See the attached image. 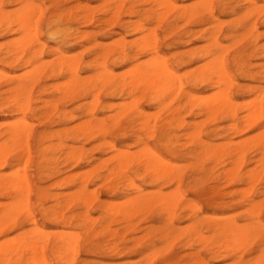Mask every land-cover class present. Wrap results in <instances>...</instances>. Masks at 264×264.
Returning a JSON list of instances; mask_svg holds the SVG:
<instances>
[{
  "label": "rangeland",
  "instance_id": "rangeland-1",
  "mask_svg": "<svg viewBox=\"0 0 264 264\" xmlns=\"http://www.w3.org/2000/svg\"><path fill=\"white\" fill-rule=\"evenodd\" d=\"M119 1L121 0H0V18L2 17L0 20V78L4 77L0 79V132L3 133L12 127L13 122H20V120L24 119L28 127V124H30L29 128L32 133L29 141L31 152V156H28L29 160L25 157L27 156V152L24 147L19 148L16 147V145L13 146L14 144L10 142L8 137H3L0 140V145L5 144L3 156L4 154H8L6 156L8 160L15 158V162H13L14 166L12 168L5 167L3 170H0V174H9L13 171V168L18 167L17 171L20 175L24 173L29 177L33 187L31 208L34 219L39 226L45 228L46 232L55 233L62 229L52 221L54 212L59 210L58 208H54L56 198L54 201L52 196L58 195L62 197L77 192V189L80 190V181L72 184L67 182L66 179L68 177L76 179L80 176L79 174L83 175L86 171L89 172V169H91L90 182L85 191V195L88 197L90 196L92 199L97 198L98 201H94L88 209L82 208L76 212L89 217L88 227L92 232L88 233L91 235L100 230L102 226H107L111 230L115 229L113 231H117L118 235L122 234V236L116 239H111L106 236V234L92 236V238H94H91L92 243L97 245L95 251L88 253L79 250L78 256L72 264H145V262H147L146 264H176V262H178L177 264H195L197 261H201L203 264H234L236 261H239V259L243 264H254L260 258H264V236L250 237L242 244L243 246L240 244L239 247L237 243V247L232 242L233 240L228 243L224 242V234L218 236L213 231H207L204 227H198L197 232L203 235L206 241H201L199 243H193L192 241L191 247L184 246L189 239H196L192 228L194 219L190 218V215L192 216L194 212L190 210V208L187 209L186 212H183L187 204L191 205V209H200L199 212H195L197 219H206L209 217L223 225L233 224L232 222H234L237 225L240 224L239 226H245L250 223H260V225L263 224L262 226H264V211L260 213L259 219L252 220L247 217V215L243 213L245 211L244 200L250 194L246 193L251 187L245 184L229 182L227 178L220 175L224 170L226 171L229 170L228 168L230 167H236V165L233 164L234 159H230L222 164V160L210 159L208 156L200 155L194 158L190 152L199 153L200 147L194 144V141H190V139L188 140L186 137L181 136L184 134H198V138L207 145V149L222 146L228 142L238 143L237 141H243L253 136L255 137V134L261 135L264 129V117L261 128H253L241 134L238 131L243 125L239 122H231L229 119L224 118L222 114L207 118V116L199 114L196 108H185V112L183 110L181 111V118L185 121V125L192 126V129L187 132L186 126L182 127V129L177 128L171 131L172 137H180L179 144L181 146L179 144L178 146L176 145L173 159L174 163H176L177 170L183 175L182 184L178 185L175 182L163 188H158L147 182L142 184L140 181L138 182V180H135L137 184H141L140 186L143 192L157 193V191L160 190L162 194L168 192L165 195L170 197L172 193L176 192V195L173 194L174 198H171L173 202L177 201V196L178 200L179 197H181L178 205V213L172 219L173 235L171 234L172 236L170 235L166 241H161L159 238L170 233L167 217L163 218L157 214L158 210L144 217L139 216L132 219L131 225H134L136 228L134 234L132 233L133 229L131 231L130 229L123 230L122 227L125 225L123 221V224L121 223L120 217H112L111 213L105 214L100 211L97 206L101 204L107 207L111 206L112 212L118 210L124 205L125 199L134 196V193L132 190V192L126 190L125 192L128 194L126 196H124L121 191L117 193H107L103 183L98 180V176L107 175V170L111 169L115 164L114 161L111 160L113 152L109 149L110 144L115 145L119 149H126L130 152V155H134L133 153L136 155L142 148L137 147L135 144L137 137L142 138L150 145H156L160 141L159 128L154 138L149 139L146 131L142 129L139 124L131 125L127 123L130 119L134 118L137 107L144 111L145 114L147 113L146 116L151 123L155 117L163 118L169 110L174 109V107L176 108L179 104H183V100L178 96L177 90H174L177 92L175 94L176 96L171 95L174 99H172L171 102L169 101L170 103L167 101L169 104L165 101L166 107L162 110L152 106L149 100H140L137 103L134 100L135 105H133V99L129 96L121 97L113 95L114 91H116V84L123 78L126 80V83H128V76H125V71L130 68L131 58L136 52L132 44L141 37V35L135 31L137 26L143 25V28L145 27L144 29L147 31L146 34L151 33V28H154L156 37L159 40L158 47L161 54L168 59L171 67L177 70L181 76L185 75V73L196 71L207 62L200 61L196 55L189 57L187 52L192 50L195 51L196 49L201 51L204 47L210 46L213 40L216 39L217 42H219L217 46L209 49H215L216 53L222 56L224 67L227 74L231 77L233 85L231 88V90H233L231 91V97L234 99L235 103L238 102L236 103L237 112L239 117H242L245 115L243 110L248 104L255 101L258 97L259 100L257 99L256 102L261 101L264 97V12L257 16L258 13L253 10L255 8H252L253 5H251V3L249 4V0H172L177 6L180 5L178 7L185 8L188 11L193 7L199 13V19L197 23L195 21L192 24H185L183 20L177 21L176 27L178 29L166 36L163 30L165 31L167 25L175 20V12L169 11V14L166 15L165 8L163 11L154 0H122L125 9L133 7L135 9L134 11L140 13L144 11L154 12L155 14L160 13L162 22L158 18L141 21L136 15H122L119 22L113 23L110 21L111 23H109L108 20H110L111 17L108 13H105V10L114 8L120 3ZM252 1L257 6L256 8H261L264 5V0ZM207 3H210V5ZM32 4L33 9L31 7ZM76 4L78 6H90L92 22L84 24V20L80 18L82 17V13H79L81 21L79 20L77 22V20H75L74 16L77 14L75 10V6L77 7ZM37 8H40L39 11L41 10L40 13L38 12L39 14L36 13L38 10ZM32 12L33 16L30 14ZM27 13H29L32 18H26L27 15H29ZM23 17H25V22H23V24L28 22V26L25 25L28 28H25L23 24L22 27L19 23L21 20H24ZM6 18H9L10 22L9 19L6 21ZM80 22L81 24H79ZM140 22L142 24H138ZM30 25H33L30 28V32L32 35L36 34L37 39L29 43L26 41V35L29 33L28 35L32 36L30 32H28ZM33 27H35V30ZM75 28H78L79 32L88 34L86 41L84 39H74V37H71L68 38L69 40L66 44L59 45L58 42L61 41L63 33L68 29L73 30ZM26 29L28 33L23 34ZM31 29L34 30V32ZM28 35L27 38L29 37ZM122 37L127 44V57L124 62L119 60L122 58V52L119 48ZM21 38L23 41L25 40V44ZM26 43H29V45ZM55 48L60 49L64 56H77L81 59L83 67L80 69L79 77H90L92 82V84L90 83L89 85V91L92 92L89 96L81 95L72 102L71 98L63 97L62 99L63 95L61 92H64L65 89L67 90L65 85H68L69 82L67 81H69L70 78L65 74H61L59 77L58 75H56L57 77L55 75L52 76L53 70L58 67V61L61 58V54L57 53ZM20 49L23 50L21 51ZM83 49L84 51L85 49L89 50L84 53L82 52ZM33 51L38 53L35 55ZM80 53L83 54L80 55ZM33 56L35 58H33ZM102 58H104V61ZM146 59L147 57L140 56L139 62ZM25 62L30 63L25 64ZM86 64H91L92 69L88 70L85 68L84 65ZM34 65L35 67H33ZM103 66L107 71H113L116 75V78L112 82L101 83L102 81L100 79L103 76V73H101L104 70ZM35 68L39 69L35 70ZM34 71L36 74L33 73ZM37 72L40 73L38 74ZM189 75H187V77ZM191 76V79H193V75ZM98 78L101 82L98 81ZM32 80H37L36 83H34L35 85L32 83ZM188 80L190 81V78ZM100 83L104 85L101 86L99 85ZM22 85L26 86V91L22 92L20 90V86ZM92 85L95 86L94 90H92ZM188 86L189 91H191L193 95L202 97V99L211 97L214 92L206 87H193L191 84ZM97 90L100 91L98 92ZM94 94H96L94 97L97 98V105L94 110L96 120L99 121L107 118V135L104 139L95 136L90 140H79L78 143H72L69 136L67 137V135L64 134V136L61 135L60 140L55 137L48 138L44 145L50 146L51 149L45 154L46 158H48V160L52 157L57 159L55 162L43 161L44 155H42V147L39 144V138L42 135H50L56 131L69 129L87 120V117L80 115L81 109L78 106L83 105L85 107L88 105L87 107H90L93 99L91 97H93ZM171 97L169 96V98ZM23 100L28 103L30 107L29 111H21L25 103ZM132 105L134 107H132ZM54 107L58 109L57 113L53 112ZM119 110H121V112ZM119 112H124V115H121ZM153 112L159 113L155 116ZM117 113L121 115L118 118L117 116L119 115ZM62 115H64L65 119L63 117L62 119L59 118V116ZM69 117H73V119L68 121ZM115 118L121 120L118 131H113L111 128L114 124L113 119L115 120ZM202 120L206 121L202 123ZM193 122L195 124H193ZM9 124L12 125L10 126ZM236 124L238 131L229 127ZM257 136L255 142H252L251 149L247 150V159H249L254 148L257 147L256 145L263 142L262 138L260 142H257ZM104 142L107 145L106 147L105 145L102 146ZM58 145L62 148H59ZM72 146L78 147L81 150V154L84 158L82 163L80 162L75 165L68 160H64L63 153L69 152ZM158 146L161 148V151L165 153V149L162 147L163 142H159ZM10 162L11 161H9V163ZM263 163H254L251 165L247 163L243 169V171L254 169L257 174L259 173V183L257 182L254 187L258 189L259 192L264 191V169H261L262 171L259 169V167L261 168V166H263ZM110 180L112 184H116V182L112 181V178ZM57 182H59V185H55ZM176 184L177 187L175 186ZM37 189H42L43 193L38 194ZM0 202L7 201L0 198ZM254 202L264 203V195L261 194L255 197ZM109 203H111V205ZM68 209L69 207L63 212L67 214L66 210ZM176 218L178 220H175ZM34 219L27 222L28 219L23 213L18 215L16 221L18 226L24 227L25 230H30L34 227ZM113 221L117 222L114 223ZM148 228H150L148 231L150 235L147 232ZM66 231L67 233L73 232L80 235L84 233L81 229L75 230L74 227H69ZM18 233L19 231L11 232L0 237V243H3L2 240L5 242L7 240L6 237L14 238ZM143 236L146 238H143ZM134 240H137L138 243ZM106 242L111 243L109 247L113 246V244L117 247V255L107 249L102 250L103 252L98 249L99 247H103L102 245L107 244ZM219 243L223 246V249L220 253L221 258L217 259V255L211 253V250L214 244ZM135 245H138L137 248ZM151 246L153 249H151ZM234 246L238 248L236 251L234 250L236 248ZM118 248L120 249L118 250ZM227 248L229 249L228 251ZM232 250L234 252H232ZM47 254L48 257L51 256L50 251H48ZM258 264H264V262Z\"/></svg>",
  "mask_w": 264,
  "mask_h": 264
},
{
  "label": "bare ground",
  "instance_id": "bare-ground-1",
  "mask_svg": "<svg viewBox=\"0 0 264 264\" xmlns=\"http://www.w3.org/2000/svg\"><path fill=\"white\" fill-rule=\"evenodd\" d=\"M148 1H150V0H148ZM208 1H210V0H208ZM249 1H250L249 4L251 3V5H253L252 8H255L253 10L258 13L257 16H259V14H262L264 12V8H263L264 5L261 8H256L257 6L253 3V1L252 0H249ZM119 2L120 3L117 6H115L114 8H112V9L108 8V10H105V13L106 14L108 13L111 17V19L109 18L110 20H108L109 23L119 22L122 15H127V16L136 15L138 18L141 19V21H144V20L147 21L149 19L158 18L162 22V18L160 16V13L155 14L154 12H149V11H144L143 13L136 12V11H134L135 9L133 7L125 9V6L122 4V0ZM154 2L158 6H160V8L163 9V11L165 8L166 15L169 14V11L175 12V14H176L175 20L167 25L165 31L163 30V32L166 36H168L169 34H171L172 32H174L178 29L176 27V25H177V21H179V20H183L185 22V24H192L195 21H196V23L198 22L199 13L193 7H191L190 11H188L185 8L178 7L180 5L177 6L172 0H154ZM150 4H151V2H150ZM207 4L210 5V3H207ZM113 6H114V4H113ZM31 7L33 9V4ZM39 9L37 10V12L35 10V12L37 14H39L41 11V10L39 11ZM154 9H155V7H154ZM166 9H167V12H166ZM75 10H76L77 14H75L74 18H75V20H77V22L80 20V18H81V20L82 19L84 20V22H83L84 24H88V23L92 22L90 6H87V5L78 6L77 5V7L75 6ZM79 13H82V17H80V18H79V16H80ZM27 14H29V13H27ZM30 14H31V16H33V12ZM30 14L27 15L26 18L29 19L31 17ZM20 15H19V17H20ZM22 16H23V13H22ZM1 18H0V20H1ZM23 18H24V20L19 19L22 21V23H21V21L19 22L21 26H22L23 22H25V17H23ZM7 19H9V18H6L5 20L8 21ZM9 22H10V19H9ZM77 22H75V23H77ZM27 23L28 22L24 23L23 26L27 25ZM103 23H105V22H103ZM158 23H159V20H158ZM79 24H81V22ZM138 24H142V23L140 22ZM156 25H158V24H156ZM32 26L30 25L28 32H30V28ZM35 27H33L34 30H35ZM25 28H28V27L25 26ZM144 28H143V25L142 26L139 25L135 28V31L138 34H140L141 37L138 41H136L138 38L137 37L135 40L136 42L134 44H132V47L136 49V52H135V55L131 58V64L129 63L130 64V68H128L129 70L126 69L127 70V71H125L126 73L124 72L125 76H128V80H127L128 83H126V80L124 78L123 79L121 78L122 80L118 84H116V86H115L116 91H114L113 95L114 96L115 95L121 96V97L122 96H129L131 99H133L132 100L133 105H135L134 100L136 101V103L140 100L141 101L142 100H149L152 106L160 108L162 110V109H165V107H166L165 101L167 104H169L171 102V100L174 99V97H171V95L176 96L175 94L178 92V96L180 97V99L183 100V104L182 105L179 104L178 106H176V108L174 107V109L169 110L166 113V116L163 118L155 117L154 120L152 119L153 120L151 122L152 124L149 122V119L146 116L147 113L145 114L144 111L140 110L138 107L136 108L134 118L130 119L127 123H130L131 125L139 124L142 127V129H144L146 131L149 139L154 138V136H155V134H157L158 128H159V134H160V141L159 142H163L162 147L165 149V153H163L161 151V148L158 146L159 142L156 145H150L148 142L144 141L140 137H137V141L135 142V144L137 145V147H142V148L140 149V151H138V153H136V155H135V153H133L134 155H130L129 154L130 152H128L126 149L125 150L119 149L115 145H113V144L111 145L108 142L110 144L109 149H111L113 152V154H112L113 157L111 160L114 161L115 164L111 169L107 170V175H99L98 180H100L103 183V185L105 187V191L107 193H117L118 191H121L123 193V195L126 196L128 194L125 191L126 190H130V191L132 190L134 193V196L125 199L124 205L121 208H119L118 210L113 211V212L111 209L112 207L110 206L111 203H109L110 205L107 204L110 207L104 206L102 204L100 206H97V205L96 206L98 207V209H100V211L104 212L105 214L111 213L112 217L113 216L120 217L121 223L123 221V223L125 225L124 227H122L123 230H129L130 229V231H131L133 229V231H132L133 234H134V231H136V228L134 227V225H131L132 219H135L139 216L144 217L147 214H150V213L154 212L155 210H158L157 214H159L163 218L167 217V224H168V228L170 229V233L167 235H163L162 237L159 238V240H161V241H166L168 239V237L173 233V231H172V219L178 213L177 212L178 211V205H179L181 197H179V200H178V196L177 197L175 196L177 201L173 202L171 200V198H174L173 194L176 195L177 194L176 192L175 193L171 192L172 193L171 197L168 195H165L168 192L165 194H162V192L160 190L157 191V193H154V192L153 193L152 192L146 193V191H144L145 192L144 193L143 189L140 186L141 184H137L135 180H138V182L140 181L142 184L147 182L148 184L153 185V186L158 187V188H163L164 186L169 185V184H173L175 182L178 185L182 184L183 175L180 173V171L177 170L176 163H174V159H173V156L175 154V149H176L175 147H176V145L178 146V144L180 143V141H179L180 137H175V136L172 137L171 136V131L173 129L174 130L177 128L182 129V127L186 126L185 121L181 118V111L182 110L184 111L185 108H189V109L196 108L198 110L199 114L207 116V118L208 117L211 118V117H214L216 115L222 114L224 116V118L229 119L231 122H234V123L239 122L241 125H243V127L240 128L239 131L237 128V124L233 125V126L232 125L229 126L231 129H235L239 133L243 134L250 129L262 127L263 117H264V99H263L264 97L262 98L261 101L256 102L257 99L259 100V97H258L257 99H255V101L248 104V106H246L243 110V113L245 115L242 117H239L238 112H237V108H236L237 107L236 103H238V102L235 103L234 99L231 97V91H233V90H231V88L233 85L231 82V77L227 74L226 69L224 67V64H223L224 61L222 59V56L217 54L215 49H212V50L209 49L211 47L217 46V43H219V42H217L216 39L213 40V43L210 44V46L204 47L201 51H198L196 49L197 51L192 50V51L187 52V54H189V57L196 55V56H198V59L200 61H207V62L204 63L202 66H200L199 69H197L196 71H194L192 73L189 72L187 74L185 73V75L181 76V75H179L177 70H175L174 68L171 67L168 59L164 55L161 54L160 49L158 47L159 40L156 37L154 28H151L152 32L148 31V32H151L148 34H146L147 31ZM34 30H32V31L34 32ZM132 30H134V29H132ZM28 32L26 29L23 34L28 33ZM30 34L32 35L31 32H30ZM27 35H26V41L29 43L31 41L33 42V40L37 39L36 34L35 35L33 34L34 36L28 35L29 36L28 38H27ZM22 36H24V35H22ZM71 37H74V39H84L86 41V39L88 38V34L79 32L78 28H75L73 30L68 29L67 31H65L63 33V36L61 37V41H59L58 44L59 45L60 44H62V45L66 44L67 41L69 40L68 38H71ZM182 37H183V35H182ZM21 40H22V38H21ZM24 41H23V43L25 44ZM18 43H19V41H18ZM29 43H26V44L29 45ZM28 45H25V46H28ZM25 46H23V47H25ZM126 46H127V44L125 43V40L122 37L121 42L119 44V48L122 52L121 53L122 58L119 60L122 62H124L126 60V57H127ZM17 48H15V49H17ZM87 50H89V49H85V51H87ZM55 51L57 53L61 54V58L58 61L59 62L57 64L58 67L55 68V70H53L52 76L58 75V77H59V75L65 74V75H68L70 78V80L67 81V82H69L68 85L67 86L65 85L67 90L65 89L64 92L60 91L63 95L62 99H63V97L71 98V102H72L73 100L77 99L81 95H85V96L88 95L89 96V94L92 93L91 91H89V85H90V83L92 84V82H91L90 77H86V76L83 78L81 77L82 79L79 77L80 76L79 75L80 69L83 67L82 66L83 62L81 61V59L78 58L77 56H69V57L64 56V55H62V52L58 48H55ZM85 51L83 49L82 52L85 53ZM222 51H223V49H222ZM33 53H35V55H36L38 52L33 51ZM82 54L80 53V55H82ZM224 55H225V53H224ZM239 55H241V54H239ZM140 56H145V57H147V59L139 62ZM15 58H17V57H15ZM33 58H35V57L33 56ZM102 59L104 61V58H102ZM11 62H12V60H11ZM29 63L30 62H25V64H29ZM84 66L88 70L92 69L91 64H86ZM33 67H35V65ZM103 68H104V70H103V72H101V73H103L102 74L103 76L100 79L102 82L99 80V78H100L99 76H98L99 77L98 81H100L101 83L112 82L116 78V75L113 73V71H107V69L104 66H103ZM36 69H39V68H35V70ZM33 70H34V68H33ZM83 71H84V69H83ZM33 73L36 74L35 71ZM187 75H189V76L187 77ZM191 75H193V79H191V77H192ZM2 78H4V77H1L0 79H2ZM189 78H190V81L188 80ZM31 79H33V78H31ZM36 81L37 80H34L32 83L34 84V83H36ZM96 83H98V82H96ZM101 83L99 85H101ZM33 84H32V86H33ZM190 84L193 87H206V88L213 90L214 92L211 95V97L202 99V97H198L196 95H193V93L191 91H189L188 85H190ZM103 85H101V86H103ZM32 86H31V88H32ZM94 88H95V86H93L92 90H94ZM20 90L23 92V91H26L27 88H26V86L22 85V86H20ZM174 90H177V92H175ZM96 94H94L93 97H91L93 99L91 101L92 104L90 107H87L88 105L85 107L83 105L78 106L81 109L80 115H83V117H87L88 118L87 120H84V121L82 120L83 122H81V123L78 122L79 124L74 125L73 127L69 128V129L62 130V131H56L50 135H42L39 138V144L42 147V149H41V151L43 153L42 155H44L43 161L55 162L57 159V158L52 157L48 160V158H46L45 154H47L49 149H51L50 146L44 145V143L47 141L48 138L55 137L56 139L60 140L61 135L64 134V135H67V137L69 136L70 141L72 143H76V142L78 143L79 140H85V141L90 140V139H93L95 136L100 137L101 139L102 138L104 139V137L107 135V123H106L107 118L104 120L97 121L95 116H94L95 115L94 110H95V107L97 105V98L94 97V96H96ZM169 96L171 98H169ZM205 96H207V95H205ZM260 98H261V96H260ZM167 101L168 102L170 101V102L168 103ZM18 105H20V104H18ZM133 105H132V107H134ZM126 107H128V106H126ZM18 109H19V107H18ZM122 109H123V107H122ZM29 110H30V107H29L28 103L25 102L23 104L21 111L24 112V111H29ZM126 110H127V108H126ZM119 111L121 112V110H119ZM124 111H125V108H124ZM53 112L57 113L58 109L56 107H54ZM123 113H120V114L122 115ZM158 113L157 112L154 113L155 116H157ZM121 115L117 116V118L120 117ZM109 116H110V114H109ZM62 117L64 118V115L59 116L60 119H62ZM117 118H115V120L113 119L114 124L111 127L113 129V131H118L120 128L121 120H118ZM204 118H206V117H204ZM70 119H73V117H69L68 121ZM24 121L25 120L22 119V120H20V122H15V123L13 122V125L11 124L12 127H10L8 130H6L3 133L0 132V140L3 137L4 138L8 137L10 142L14 144L13 146L16 145V147H19V148L24 147L26 149V152H27V156H25V157L27 160H29L28 156H31L29 141H30L32 133H31V130L29 128L30 124H28L29 125V127H28ZM204 121H206V120H204ZM204 121L202 120V123H204ZM207 121H208V119H207ZM7 124H8V122H7ZM193 124H195V123L193 122ZM196 125H198V124H196ZM0 126H1V124H0ZM7 127H8V125H7ZM191 129H192V126H186V132L190 131ZM259 133H260V131H259ZM197 135L198 134H196V135L195 134L194 135L193 134H184L181 136V137H186V139H188V140L190 139V141H194L193 143L197 144L198 147H200L199 153H195V152L191 151L190 154H192L194 158H197L200 155H202V156H208L210 159L214 158L216 160H222V164H224L226 161H228L230 159H234L233 164H235L236 167L232 168L229 166L232 169L228 168L229 170H226V171L224 170L225 169L224 168L223 169L224 172L220 175L227 178L229 180V182H236V183H240V184H245V185L251 187L248 190V192L246 193V194H249V193L250 194L244 200L245 211L243 213L246 214L247 217L251 218L252 220L259 219V216L261 215L260 213L262 211H264V203L261 204V203H255L254 202L255 197H257L258 195H261V194L264 195V191L259 192L258 189L254 188L255 185L257 184V182L259 183V178H260L258 176L259 173L257 174V172L254 169H252V170L249 169L248 171H243V169L247 163H248V165H251L254 163H256V164L260 163L261 164L264 162V138H263L264 129H263V132L261 133V135L255 134V137L253 136L252 138L249 137L248 139L246 138L243 141H241V140L237 141L238 143L228 142L225 145L216 146V147H213L211 149H207V145L204 142H202L201 139L198 138ZM136 136H138V135H136ZM256 136H257V139H256L257 142H260L261 138L263 139L262 140L263 142H260L258 145H256L257 147L255 146L256 148H254L253 152H251V154H250L249 159H247V155H248L247 150L251 149L252 144L255 142ZM261 143H263V144H261ZM104 145H105V147L107 146L105 144V142L102 146H104ZM58 147L62 148L59 145H58ZM4 148H5V144L0 145V170H3L5 167L12 168L14 166L13 162H15V158H12L11 160H8V158H6V156L8 154L7 155L4 154L5 157L3 156L4 150H5ZM63 148H65V147H63ZM6 149H7V147H6ZM63 152H65V151H63ZM63 155H64L65 161L68 160V161L72 162V164H75V165L80 163V162L82 163V161L84 159L82 154H81V150L78 147H74V146L71 147L69 152L63 153ZM26 159H25V161L27 162ZM9 161H11V162L9 163ZM179 166H180V164H179ZM17 169H18V167L13 168V171H11L9 174H5V173L0 174V198H3L7 201V202H0V237H3V236H5L11 232L19 231L17 236H15V237L13 236L14 238H10V237L7 238L6 237L7 240L5 242H4V240H2L3 243L2 244L0 243V264H53V263H55V264H72L76 260L79 250H83V251L88 252V253L95 251V249L97 248V245L92 243V239H94V238H92V236L98 235V234L99 235L106 234V236L110 237L111 239L121 238L122 234L118 235L117 231H113L115 229L111 230L107 226H104V227L102 226L100 228V230L96 231L94 234L91 235L90 233H88V232H92L91 229L88 227V218L89 217L84 216V215L76 212L77 210L82 209V208L88 209L89 206H91L92 203L94 201L96 202V200H97V198L92 199V198H90V196L88 197L87 195H85V191H86L88 184L90 182L89 179H90V176L92 173L91 169H89V172L86 171V173H84L83 175L79 174L80 176L77 177L76 179H71L70 177H68L67 179L65 178L67 180V182L72 183V184H74L77 181H80V186H81L80 190L77 189L76 190L77 192H75L71 195H65L62 197H59L58 195L52 196L54 201L56 198V204H55L54 208L59 209V210H56L54 212V215H53L54 218L52 221H54L56 223V225H58L62 229L61 231H59V232L57 231L55 233L54 232L53 233L46 232L45 228L39 226L37 221L34 219V214L32 212V208H31V195H32L33 187L31 185L29 177L24 173H22V175H20L18 173ZM259 169L260 170L264 169V163H263V166H261V168L259 167ZM259 169H257V170H259ZM73 177H75V176H73ZM111 178L113 179L112 181L116 182V184L111 183V180H110ZM60 183H61V181H60ZM177 184L175 185L176 187H177ZM55 185H59V182H57ZM174 190H175V188H174ZM37 192H38V194H42L43 190L37 189ZM68 207H69V209L66 210L67 214H65L64 210L67 209ZM189 208H190V210H193V212H194V214L192 216L190 214L189 215H190V218L194 219L192 228H193L194 235L196 236V239H194V240L189 239L184 246L191 247L192 241H193V243L194 242L199 243L201 241L202 242L206 241V239L203 238L204 236L197 232L198 227H201V228L204 227L205 230H207V231H213L218 236L220 234H224L225 238L223 241L228 243L229 241L233 240L232 242L237 247H238V244H239V247H240V244H241V246H243L242 244L245 243V241H247L250 237L264 236V226H262L263 224L260 225V223H250V224H247L245 226H242V225L239 226L240 224L237 225L236 223L232 222L233 224L223 225V224H221L215 220L210 219L209 217H207L206 219H197V217H196L197 215L195 214V212H199L200 209H198V208L191 209V205H188V204L185 206L183 212H186V210ZM23 213L25 214V216L28 219L27 222L28 221L30 222L32 219H34L33 220L34 227L30 230H25L24 227H20L17 224L16 218L18 217V215L23 214ZM179 217H180V215H179ZM175 220H178V219L176 218ZM116 222H114V223H116ZM92 223H93V221H92ZM69 227H74L75 230L81 229L84 233L81 235L73 233V232L67 233L66 230ZM149 230H150V228L147 229V232ZM149 235H150V233H149ZM143 238H146V237L143 236ZM134 241L137 242V240H134ZM136 242H134V243H136ZM125 243H127V242H125ZM227 243H225V244H227ZM110 244L111 243L109 242L105 245H102L103 247H99L98 249L101 251L107 249L111 252H114L117 255L118 254L116 251L117 247L114 246V244H113V246L109 247ZM228 245L231 246L230 244H228ZM135 246L137 248L138 245H135ZM236 246H234V247H236ZM237 247L234 249L235 251H236V249H238ZM119 249L120 248H118V250ZM151 249H153L152 246H151ZM222 249H223V246H221L220 243L214 244V247L212 248L211 253L217 255V257H216L217 259L221 258L220 253H221ZM228 250L229 249L227 248V251ZM48 251L51 252L50 257H48V254H47ZM232 252H234V251L232 250ZM224 255H225V253H224ZM260 262L261 263L264 262V258H260L254 264H258ZM146 263L147 262H145V264ZM177 263L178 262H176V264ZM195 264H203V262L197 261ZM234 264H243V262H241V260L239 259V261H236Z\"/></svg>",
  "mask_w": 264,
  "mask_h": 264
}]
</instances>
